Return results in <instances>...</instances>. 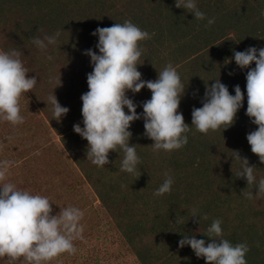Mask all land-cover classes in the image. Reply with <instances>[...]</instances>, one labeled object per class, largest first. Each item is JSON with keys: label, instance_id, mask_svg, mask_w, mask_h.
<instances>
[{"label": "trees", "instance_id": "1", "mask_svg": "<svg viewBox=\"0 0 264 264\" xmlns=\"http://www.w3.org/2000/svg\"><path fill=\"white\" fill-rule=\"evenodd\" d=\"M73 2L78 7L68 6ZM2 3L0 8L4 7L5 12L14 7L9 1ZM82 3L84 0H51L34 5L32 9L49 11L44 18L48 23L57 25L54 33L61 35L72 25L75 29L79 24L85 11ZM196 4L206 14L204 20H197L186 10L176 8L174 0H139L132 4L131 12L134 11L135 15L131 21L151 35V39L140 42L143 53L139 63L143 64L145 60L149 73L155 79L158 71L149 68L155 62L164 59L177 68L186 87L178 111L182 112L189 126L192 109L202 107L205 84L211 85L220 79L232 95L235 94L234 87L240 86L244 93L243 107L238 111L233 126L226 130L221 128L224 134L222 149L230 148L228 157L224 159L229 164L223 169L217 166L212 168L205 156L202 158L194 153L189 155L190 159L184 156L188 147L198 150L201 148L198 143L211 139L215 141V138L208 136L212 131L202 134L194 127L187 133L188 143L184 147L171 152L159 151L162 158L160 163L153 157L145 158L144 153L151 154L154 141L144 135L142 118L134 121L129 129L133 133L129 143L136 145L140 157L136 175L120 171L123 153L113 151L109 153L110 163L105 170L111 173L118 171L119 175L107 179L103 169L98 172L86 166L79 150L86 151L87 144L84 148L74 145V139L79 142L80 135L75 132L62 133V142L81 167L101 203L111 214L117 230L141 264H206L204 258L196 257L190 246L181 248L178 242L183 235H195L197 239L210 242L204 234L215 219L222 221L225 239L233 244H248L250 251L246 254L247 264H264V207L255 212L252 209L247 211L242 203H235L241 197L234 199L232 196L247 185L246 179L236 178L241 161L232 159V150H238L241 157H246L249 164L256 167L257 181L264 178V163L251 152L246 139V135L257 127L245 114L248 69H240L232 59L233 50L244 51L250 46L257 49L264 47V0L258 4L250 3V0H236L232 6L210 0H196ZM15 10H20V7ZM53 13L61 14L62 20L58 24L54 22ZM213 17L215 23L206 27L207 19ZM30 18L27 15L26 24H20L27 28L29 34L36 36L37 25ZM105 25L110 27L113 24ZM4 36L0 23V41ZM97 41L98 36H95L94 44ZM1 46L2 51L11 50L4 44ZM162 49L166 55L159 53ZM250 67H255V64ZM142 112L143 109L137 113ZM211 145L215 146L214 143ZM213 160H216V156ZM144 162H149L150 166L143 169ZM233 164L237 169L230 171ZM165 173L174 180L171 192L154 196L153 193L166 179ZM247 188L254 190L255 186ZM193 209L198 210L201 217L199 223V217H191ZM205 216L207 219L203 218ZM178 219L183 222H177Z\"/></svg>", "mask_w": 264, "mask_h": 264}, {"label": "clouds", "instance_id": "2", "mask_svg": "<svg viewBox=\"0 0 264 264\" xmlns=\"http://www.w3.org/2000/svg\"><path fill=\"white\" fill-rule=\"evenodd\" d=\"M175 7L186 10L197 20L206 18L196 0H175ZM214 23L215 18H209L205 26ZM58 35L33 36L31 41L41 52H46L49 45L57 43ZM92 35L98 36L95 46L98 53L92 49L84 52L90 57L93 70L87 74L88 91L81 96L83 127L79 123L73 125L74 132L87 141L86 155L92 164L104 167L110 163V152H122L120 171L136 175L140 157L136 145L129 143L133 135L129 129L134 121L141 118L144 135L154 141L151 146L157 152H171L184 147L188 143L187 133L193 127L199 133L208 134L221 128L226 130L235 123L244 101L239 85L234 87L235 94L232 95L220 79L211 85L205 84L202 107L192 109L189 126L182 112L178 111L186 87L177 68L169 63L158 72L155 80H143L138 70L143 53L140 42L151 39L149 32L131 20H125L110 27H98ZM21 55L16 48L0 51V120L12 125L24 123L20 98L37 84L35 76L29 77ZM47 59L51 60L52 56H47ZM232 59L240 69H248L245 114L257 127L246 135V139L251 152L264 163V47L233 50ZM253 63L255 67H250ZM56 84V87L60 86V78ZM145 87L150 90L151 98L142 103L143 112L138 114L136 103L127 93H139ZM47 103L51 104L53 119L57 121L69 112V108L61 106L54 93L48 97ZM232 153V159L241 161L236 178L246 179L247 187L254 185L258 189L257 196L264 195V178L257 181L256 167L250 165L246 157H241L238 150H232ZM14 165L15 161L0 160V258L6 257L9 264L21 258L25 264H49L64 253L75 255L74 241L82 239L84 232L81 223L84 211L67 206L52 214L53 203L48 197L33 195L8 182L9 171ZM165 176L154 196L171 192L174 180L167 173ZM243 194L248 199L253 198L252 191ZM191 217H199L197 222H200L198 210L193 209ZM203 218L207 219L206 216ZM177 222L183 221L178 219ZM221 224L220 219H215L207 228L204 236L210 242L197 239L195 235H183L179 246H190L196 257L204 258L206 264H247L248 244H233L225 239Z\"/></svg>", "mask_w": 264, "mask_h": 264}, {"label": "rangeland", "instance_id": "3", "mask_svg": "<svg viewBox=\"0 0 264 264\" xmlns=\"http://www.w3.org/2000/svg\"><path fill=\"white\" fill-rule=\"evenodd\" d=\"M4 1H9L14 7L6 12L4 7L0 8V23L2 33L5 35L0 41V51H2L1 44L21 51L20 58L29 70V77L37 78V84L32 91L22 94L20 98L24 123L12 125L0 120V160L15 161V165L9 171L8 182L14 183L18 189L27 190L33 195L48 197L53 203L52 214H57L60 208L67 206H75L84 211L81 221L84 225L82 239L74 241L77 248L76 254L64 253L49 264H141L117 230L111 214L101 203L81 167L62 142V133L74 132V124L79 123L83 127L81 96L88 91L87 74L93 70L90 57L84 52L92 49L98 53L95 47L98 41L94 44L95 36L92 33L98 27H107L106 23L115 24L132 20L135 15L134 11L131 12L132 4L139 0H84L82 4L85 11L79 24L75 29L72 25L71 29L64 30L61 35H58L57 43L49 45L46 52H41L32 43L31 38L34 35L29 34L27 28L20 23L26 24L25 17L31 16L30 19H34L37 25L36 36L43 38L45 35H55L54 29L57 25L48 23L44 18L49 11L32 9L34 5L51 0H0V3ZM210 1H220L228 6L236 3V0ZM261 1L250 0V3L258 4ZM68 6L78 7V4L73 2ZM17 7H20V10H15ZM141 8L145 9L144 6ZM53 15L54 22L58 24V21L62 20L61 14L53 13ZM159 53L166 55L163 49ZM49 55L52 56L51 60L47 59ZM146 64L144 60L143 64L138 66L142 79L155 80ZM167 64L168 61L163 59L149 68L159 72ZM50 78H53L51 82ZM59 78L61 84L56 87V81ZM53 93L61 106L69 108L67 115L59 121L53 119L52 106L47 103L48 97ZM127 95L136 103L138 110L143 109L142 103L151 98V92L146 87L135 94L129 91ZM179 108L181 109V106ZM125 111L127 112L126 108ZM208 136L215 138V141L211 139L198 143L201 147L198 150L188 147L184 156H188L187 159L191 158L189 155L192 153L202 158L205 156L210 167L217 166L223 169L229 164L228 160L224 159L228 157L230 151V148L222 149L224 134L220 129L210 132ZM78 138L79 142L74 139L75 147L84 148L87 141L81 136ZM212 143L215 146H212ZM79 152L85 159L86 166L98 172L103 169L107 179H114L116 175H119L118 171L113 173L106 171L108 164L104 167L92 164L87 159V150H79ZM150 153H144L145 158L153 157L158 163L162 161L159 151L152 149ZM214 156L216 160H213ZM149 166V162L142 164L143 169ZM235 166L234 164L230 166V171L236 170L237 166ZM247 191L253 192L252 199L246 198L243 194ZM257 191L258 189L251 190L246 185L240 192H234L232 196L234 199L241 197L235 203H242L247 211L252 209L255 212L264 207V195L257 196ZM248 216L251 215L248 214ZM0 264H9L8 259L0 258ZM14 264H25V261L21 258Z\"/></svg>", "mask_w": 264, "mask_h": 264}]
</instances>
